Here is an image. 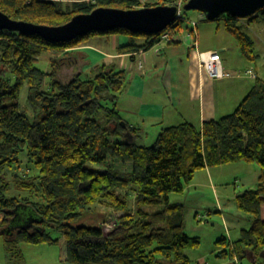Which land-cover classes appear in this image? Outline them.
<instances>
[{"label":"trees","instance_id":"obj_1","mask_svg":"<svg viewBox=\"0 0 264 264\" xmlns=\"http://www.w3.org/2000/svg\"><path fill=\"white\" fill-rule=\"evenodd\" d=\"M64 2L0 0V11L15 20L57 26L97 7L139 5V0ZM183 11L167 29L180 26ZM258 14L264 18V8L247 19L255 21ZM215 20L223 21L245 59L257 56L238 18L221 14ZM113 33L131 37L119 53L147 50L158 40L155 33L137 43L141 33L116 28L52 43L37 34L0 29V233L6 244H56L61 264H188L184 248L199 239L185 232L184 206L170 202L169 193L182 191L199 169L245 161L256 162L259 174L255 188L235 196L250 226L232 242V253L264 256V83L256 82L229 114L201 126H165L152 144H140L137 130L117 109L125 72L102 64L84 74L86 55L73 49L90 36ZM45 53L53 54L50 71L36 66ZM21 154L35 175L28 167L25 176L19 172ZM12 182L37 199L7 196ZM97 203L110 208L112 229L74 224ZM154 205L162 208L145 210ZM29 216L32 224L19 228Z\"/></svg>","mask_w":264,"mask_h":264},{"label":"crops","instance_id":"obj_2","mask_svg":"<svg viewBox=\"0 0 264 264\" xmlns=\"http://www.w3.org/2000/svg\"><path fill=\"white\" fill-rule=\"evenodd\" d=\"M222 25L223 31L207 32L208 40L202 45L193 36L196 46L183 37L154 44L147 50L119 53L118 47L128 44L131 37L113 33L90 36L76 50L86 55L83 71L91 72L92 68L106 64L125 72V87L118 97L117 109L137 130L141 143L150 131L155 135L165 126L182 122L201 126L231 113L254 85L245 77L246 71H253L250 61L245 62L238 44ZM140 39L136 42L140 43ZM196 50H217L223 75L211 78L201 70ZM232 55L235 62L227 58Z\"/></svg>","mask_w":264,"mask_h":264},{"label":"rangeland","instance_id":"obj_3","mask_svg":"<svg viewBox=\"0 0 264 264\" xmlns=\"http://www.w3.org/2000/svg\"><path fill=\"white\" fill-rule=\"evenodd\" d=\"M64 1V3H68L69 0ZM182 10H184L183 7ZM201 13L193 9L184 10V20L173 32L174 39L187 38L191 21H198L194 37L201 45L208 40L207 32L211 34L214 31H223V21H208L202 18L201 20L199 19ZM237 25L254 40V50L257 54L253 60L249 61L253 71L258 74V79L245 77L251 84H256L258 81L264 83V18L260 14L255 21L240 18L237 20ZM202 28L204 30H201ZM145 37L146 35L142 34L140 40L142 41ZM230 38L236 43L231 34ZM187 42L194 44L195 41L188 38ZM77 47L73 49L76 50ZM68 51L66 53H71L72 49ZM60 55L66 56L67 54L61 53ZM52 57L53 54L50 53L42 54L37 60L36 66L43 71H50V58ZM227 58L229 61L235 62L233 55ZM86 73L91 75L88 70L84 71V74ZM6 76L14 80L12 73L7 72ZM26 87L25 84L21 89L20 102L22 104H24L27 96ZM151 132L149 137L141 141L140 144L150 145L153 143L157 133L152 135ZM23 158L24 154H21L20 159L22 161L19 172L25 176L26 171L24 170L28 167L29 174L35 175L36 171L32 168V164ZM128 167H131L130 164L126 166V168ZM258 174L259 165L256 162L238 161L214 165L197 170L194 178L185 185L182 191L169 193L170 202L180 203L184 206L185 232L189 236H195L199 239L198 245L184 248V253L188 257V264H264L263 255L257 258H251L249 255L239 258L232 253L231 247L232 242L240 238L241 230L250 226L248 215L237 209L234 201L235 196L245 189L255 188ZM191 183L192 185L189 186ZM6 194L9 197L33 196L37 199L35 192L18 189L13 182ZM146 208L145 210L155 211L162 207L161 205H154ZM24 222L22 220L18 224H24ZM74 224L101 226L105 230H109L115 226V221L110 208L97 203L93 206L92 212L83 214ZM52 235L56 236L57 233L52 232ZM5 237L6 235L0 233V264H61L56 244L17 243L15 246H9L6 244ZM223 251H227V253L223 254Z\"/></svg>","mask_w":264,"mask_h":264},{"label":"water","instance_id":"obj_4","mask_svg":"<svg viewBox=\"0 0 264 264\" xmlns=\"http://www.w3.org/2000/svg\"><path fill=\"white\" fill-rule=\"evenodd\" d=\"M262 8L264 0H187L183 5L184 10L202 12L208 21L217 19L221 14H229L238 19L248 18ZM176 13V6L167 5L137 9L97 7L89 13L74 15L65 24L52 26L15 20L0 11V29L18 31L22 34H37L52 43L72 40L91 31L102 32L116 28L152 35L171 25L176 19ZM19 206L20 204L14 211ZM33 220L35 219L29 216L19 228L29 227Z\"/></svg>","mask_w":264,"mask_h":264},{"label":"built area","instance_id":"obj_5","mask_svg":"<svg viewBox=\"0 0 264 264\" xmlns=\"http://www.w3.org/2000/svg\"><path fill=\"white\" fill-rule=\"evenodd\" d=\"M187 0H139V5L137 8L143 7H153L157 5H167V6H176L177 13L176 19L182 16V7ZM205 19V15L201 13L199 19ZM201 19V20H202ZM198 21H191L190 31L187 34V38L194 36V32L197 26ZM168 28V27H167ZM164 29L157 34L158 40L155 44L161 42H170L174 41L173 32L175 30ZM196 46V42H194ZM142 51V50H139ZM196 58L198 66L201 70L207 72L208 76L211 78L219 77L223 75V70L221 67V56L217 50H208V51H197ZM247 75L251 78H255L256 74L253 71H246ZM232 247V245H231ZM206 264V263H204Z\"/></svg>","mask_w":264,"mask_h":264},{"label":"bare ground","instance_id":"obj_6","mask_svg":"<svg viewBox=\"0 0 264 264\" xmlns=\"http://www.w3.org/2000/svg\"><path fill=\"white\" fill-rule=\"evenodd\" d=\"M174 34V33H173ZM175 38V37H174Z\"/></svg>","mask_w":264,"mask_h":264}]
</instances>
